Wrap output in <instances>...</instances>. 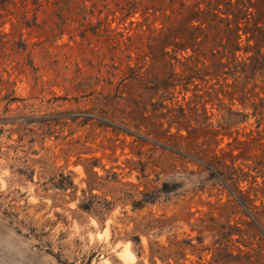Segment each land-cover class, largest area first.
Wrapping results in <instances>:
<instances>
[{"label": "rangeland", "instance_id": "rangeland-1", "mask_svg": "<svg viewBox=\"0 0 264 264\" xmlns=\"http://www.w3.org/2000/svg\"><path fill=\"white\" fill-rule=\"evenodd\" d=\"M0 264H264V0H0Z\"/></svg>", "mask_w": 264, "mask_h": 264}, {"label": "bare ground", "instance_id": "bare-ground-1", "mask_svg": "<svg viewBox=\"0 0 264 264\" xmlns=\"http://www.w3.org/2000/svg\"><path fill=\"white\" fill-rule=\"evenodd\" d=\"M120 258H121L122 260H124V261H127V260H129V259H131V258H133V257H132L131 253H130L127 249H124V250L121 251V253H120Z\"/></svg>", "mask_w": 264, "mask_h": 264}]
</instances>
